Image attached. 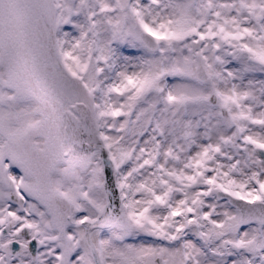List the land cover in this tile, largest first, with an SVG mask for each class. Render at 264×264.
Returning <instances> with one entry per match:
<instances>
[{
	"label": "snow or ice",
	"instance_id": "6c2138e0",
	"mask_svg": "<svg viewBox=\"0 0 264 264\" xmlns=\"http://www.w3.org/2000/svg\"><path fill=\"white\" fill-rule=\"evenodd\" d=\"M0 264H264V0H0Z\"/></svg>",
	"mask_w": 264,
	"mask_h": 264
}]
</instances>
